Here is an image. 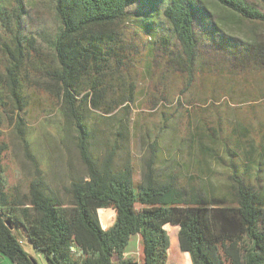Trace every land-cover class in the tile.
I'll return each mask as SVG.
<instances>
[{
  "label": "trees",
  "instance_id": "trees-1",
  "mask_svg": "<svg viewBox=\"0 0 264 264\" xmlns=\"http://www.w3.org/2000/svg\"><path fill=\"white\" fill-rule=\"evenodd\" d=\"M36 2L0 0V108L9 99L20 128L31 101L45 99L74 132L86 174L60 189L40 170L24 191L9 185L0 128V256L37 264L27 240L47 264H166L170 224L191 264H264V192L259 176H249L264 164V39L231 25L264 26V9L248 0H51L57 26L47 34L23 30V5ZM130 104L158 109L162 125L180 116L188 130L195 123L220 143L230 166L198 134L185 138L228 165L225 192L210 195L197 184L201 158L192 185L153 151L139 174L130 160L114 166L116 144L95 158L90 145L102 132L147 133L149 116L128 117ZM99 208L114 213L105 227ZM134 234L138 262L124 255Z\"/></svg>",
  "mask_w": 264,
  "mask_h": 264
},
{
  "label": "rangeland",
  "instance_id": "rangeland-1",
  "mask_svg": "<svg viewBox=\"0 0 264 264\" xmlns=\"http://www.w3.org/2000/svg\"><path fill=\"white\" fill-rule=\"evenodd\" d=\"M248 1L264 9L258 0ZM215 11L218 13V8H215ZM23 15L25 16L21 22L23 30L26 32L44 31L51 34L57 26L51 0H37L34 5H23ZM231 25L239 33L259 36L264 39L263 25L245 21L234 25L231 23ZM2 74L3 67L0 59V75ZM3 100L7 104L0 108V128L2 139L7 142L3 162L5 179L9 185H15L24 191L36 170H40L46 182L55 189H60L61 185L68 184L73 177L85 176L86 167L81 159L74 132L71 128H67L66 131L63 130L62 118L55 107L48 106L47 101L42 97L33 99L31 106L27 108V113L24 114V125L18 128L16 126L17 110L9 107L11 105L9 99L4 98ZM158 111V109L150 108H144L141 111L139 105L130 104L126 113L128 117H137L140 113L149 116L147 133L137 131L133 135L124 137L113 132H102L101 136L98 135V138L93 140L90 145L92 155L97 159H102L116 144V153L113 157L114 166H120L124 161L130 160L132 163L134 162L137 174H139L143 160L153 151L162 165L170 164L174 172L179 174L180 182L188 185L196 183L189 176L193 172L199 173L198 170L194 171L193 167L196 159L201 158L204 159V163L200 164L202 169L201 181H198L197 184L205 193L210 195L225 192L230 185L228 165L214 162L203 153L199 145L190 143L185 138L189 131L198 134L202 140V145H211L216 153L225 155V162L230 166L231 161H229L230 159L221 144L210 143L208 134L196 128L195 123H191L192 128L188 130L187 124L180 116L174 115L172 123L162 125L157 121L160 114ZM259 112V116L262 118L261 107H259ZM246 116L250 117L252 114H246ZM261 130L262 127L258 122L251 126V135L255 140L258 139ZM113 131L116 130L113 129ZM258 168L260 169L259 172L256 167L250 169L249 176L251 178H255L256 174L259 176L255 180V185L264 192V164L260 163ZM113 217V211L108 210L106 217L102 215L101 224L104 227L109 225L113 221ZM166 230L171 243L175 233L174 228L168 226ZM23 248L35 258L37 264H47L44 256L36 251L27 240L24 241ZM173 248H178V245ZM134 253L137 262L141 261V253L139 254L138 250H135ZM0 264L15 263L5 256H0Z\"/></svg>",
  "mask_w": 264,
  "mask_h": 264
},
{
  "label": "crops",
  "instance_id": "crops-1",
  "mask_svg": "<svg viewBox=\"0 0 264 264\" xmlns=\"http://www.w3.org/2000/svg\"><path fill=\"white\" fill-rule=\"evenodd\" d=\"M107 213H108V210L105 208H99L98 209V216H99L100 222H101L102 215L104 217H106ZM168 226H172L174 228L175 233H174V237H173V242L171 239V243L169 246L170 248L168 249V258H167L166 264H191V260H190V256H189L188 252H183L179 248H173V247H177V245H178L177 244V229H178L177 226L166 224L164 226L165 229H167ZM102 227H104V225H102ZM177 249H179L181 251V253ZM135 250H138V253L140 254V236H139V234H134V235L130 236L129 242L125 248L124 255L126 257H131L134 260H136L134 257V255H135L134 251Z\"/></svg>",
  "mask_w": 264,
  "mask_h": 264
},
{
  "label": "built area",
  "instance_id": "built-area-1",
  "mask_svg": "<svg viewBox=\"0 0 264 264\" xmlns=\"http://www.w3.org/2000/svg\"><path fill=\"white\" fill-rule=\"evenodd\" d=\"M71 252L74 253L75 255H80L81 251L77 250L76 247H71Z\"/></svg>",
  "mask_w": 264,
  "mask_h": 264
},
{
  "label": "water",
  "instance_id": "water-1",
  "mask_svg": "<svg viewBox=\"0 0 264 264\" xmlns=\"http://www.w3.org/2000/svg\"><path fill=\"white\" fill-rule=\"evenodd\" d=\"M127 264H137V263H132V262H130V263H127Z\"/></svg>",
  "mask_w": 264,
  "mask_h": 264
}]
</instances>
